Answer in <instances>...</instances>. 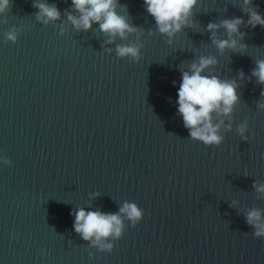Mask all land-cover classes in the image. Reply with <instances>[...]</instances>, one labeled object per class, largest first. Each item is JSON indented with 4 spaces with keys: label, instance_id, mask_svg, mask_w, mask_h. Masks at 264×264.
Wrapping results in <instances>:
<instances>
[{
    "label": "water",
    "instance_id": "1",
    "mask_svg": "<svg viewBox=\"0 0 264 264\" xmlns=\"http://www.w3.org/2000/svg\"><path fill=\"white\" fill-rule=\"evenodd\" d=\"M33 2L11 0L0 14L8 20L0 23V156L13 162H0V264H264V238L245 219L246 210L264 209L252 187L264 183V85L237 76L264 59V27L241 26L244 54H219L207 31L221 19L246 21L242 0H198L194 27L170 45L143 0H119L140 31L116 43L138 37V62L118 58L98 24L76 30L71 0H40L61 12L48 24ZM253 6L264 15V0ZM13 26L17 41H6ZM207 54L217 56L221 78L241 85L219 147L190 139L176 104L181 70ZM245 119L248 140L235 130ZM124 201L144 217L111 253L75 232L74 209L117 212Z\"/></svg>",
    "mask_w": 264,
    "mask_h": 264
},
{
    "label": "clouds",
    "instance_id": "2",
    "mask_svg": "<svg viewBox=\"0 0 264 264\" xmlns=\"http://www.w3.org/2000/svg\"><path fill=\"white\" fill-rule=\"evenodd\" d=\"M146 12L155 20L156 31L167 37L166 43L172 44L178 33L185 28H193L194 8L198 0H143ZM11 7V0H0V14H5ZM33 8L38 9L36 19L44 24L54 23L61 19V12L55 4L49 5L34 0ZM119 8L126 10V5H120L119 0H71V10L66 12L67 20L78 31H88L93 24H98V32L106 36L105 44H115V53L118 58H127L138 62L142 58L141 49L144 44L136 40L129 43L117 44L129 40L140 29L129 23L127 15H122ZM242 12L248 19L232 17L221 19L218 22L207 24V31L211 33V43L223 55L226 51L244 54L248 45L241 43L246 32H242L241 26L249 28L264 27V15L258 11V6H253V0H242L240 4ZM75 13V14H74ZM7 24V18L0 20ZM224 30L221 37L220 30ZM149 30V35H153ZM226 37V38H225ZM6 41L16 42L18 31L13 26L5 33ZM112 52L113 49H106ZM219 60L212 54L200 55L187 64L186 70H181V80L177 92L178 114L183 119V125L189 132V138L202 142L205 146L219 147L225 135L232 131L234 112L240 103V95L237 89L240 83L237 79L221 78L217 74ZM255 67L250 76H245L242 69L238 70L239 81L256 78V83L264 85V59L255 61ZM175 84V82H173ZM260 96L264 97V88ZM257 108L264 110V99L257 102ZM227 120V123H226ZM236 132L242 140H248L246 133L249 130L248 120L236 124ZM0 162L5 166H12V161L6 156H0ZM257 198L264 196V183L255 181L252 185ZM99 196V192L94 193ZM236 201L230 206L234 207ZM74 217L73 228L75 232L90 246L99 252L111 253L114 249V241L123 237L129 224L137 226L144 217V210L137 203L124 201L119 204L117 212H103L86 210L84 207L74 209L70 213ZM247 224L253 229L255 238H264V209L252 207L245 212ZM127 221V223H126ZM93 254L89 253V257Z\"/></svg>",
    "mask_w": 264,
    "mask_h": 264
}]
</instances>
